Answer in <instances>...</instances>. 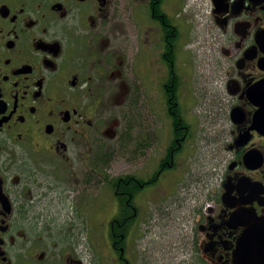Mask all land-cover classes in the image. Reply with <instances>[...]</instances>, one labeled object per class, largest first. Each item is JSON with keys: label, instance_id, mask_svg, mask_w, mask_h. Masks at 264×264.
I'll return each mask as SVG.
<instances>
[{"label": "flooded vegetation", "instance_id": "1", "mask_svg": "<svg viewBox=\"0 0 264 264\" xmlns=\"http://www.w3.org/2000/svg\"><path fill=\"white\" fill-rule=\"evenodd\" d=\"M238 249L264 252V0H0V264Z\"/></svg>", "mask_w": 264, "mask_h": 264}, {"label": "rangeland", "instance_id": "2", "mask_svg": "<svg viewBox=\"0 0 264 264\" xmlns=\"http://www.w3.org/2000/svg\"><path fill=\"white\" fill-rule=\"evenodd\" d=\"M185 1H188V4L190 5V3L191 2H193V0H185ZM195 2V1H194ZM192 6V5H191ZM188 9H190V10H194L192 7H189ZM196 9V8H195ZM189 13H192L191 11L189 12ZM188 13L187 12H184L183 13V16H186ZM205 46V45H204ZM199 58H201V59H205V57H204V55L202 54V55H200L199 56ZM152 120H154V123H155V127H154V129L155 128H157L158 127V125H157V123H156V119L155 118H152ZM154 131V130H153ZM202 137H205V136H198V144H199V149H197V156H198V160L202 163V162H206L209 158H210V156H209V154H208V152H207V150L204 148L205 146H204V144H205V140L202 138ZM162 142V141H161ZM158 148H160V146H158ZM158 153L157 151H156V149L154 150V152L152 153V158L151 159H155L154 158V156H155V154L156 153ZM158 155H159V153H158ZM191 160V159H190ZM190 160H188V161H186V163H185V165L187 166V169L188 170H191V166L193 165V161H194V158H192V161H190ZM123 165V168L124 169H128L127 167H126V165H127V163H123L122 164ZM191 165V166H190ZM143 166V163L139 160V161H136V165H135V167L136 168H141ZM135 167H129L131 170H134L135 169ZM202 180H199V183L201 182ZM184 184H187V185H189L190 187H197V180H196V177H193V176H191V172H188L187 171V174H186V177H185V179H184V182H183ZM195 193H197V192H195ZM157 197H159L160 195L158 194V195H156ZM177 197H179V193H177V194H175L173 197H171L170 198V200L169 201H173L175 198H177ZM169 201H164V202H166V203H169ZM104 208H103V206H102V212L104 213V211H107V212H111V207L112 206H110L109 204H108V201H104ZM148 206H149V211L151 212V210L152 211H154L155 209H156V207H157V205L156 204H153V205H151L150 203L148 204ZM102 213V214H103ZM103 219H105V217L103 218ZM91 222L92 221H88L87 223H88V226H89V224H91Z\"/></svg>", "mask_w": 264, "mask_h": 264}, {"label": "water", "instance_id": "3", "mask_svg": "<svg viewBox=\"0 0 264 264\" xmlns=\"http://www.w3.org/2000/svg\"><path fill=\"white\" fill-rule=\"evenodd\" d=\"M245 251V250H244ZM235 264H264V252L259 253L256 251L243 252L238 249L235 253Z\"/></svg>", "mask_w": 264, "mask_h": 264}]
</instances>
